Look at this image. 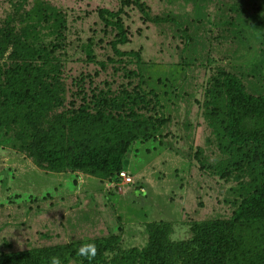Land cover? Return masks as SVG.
I'll return each mask as SVG.
<instances>
[{
  "label": "rangeland",
  "instance_id": "obj_1",
  "mask_svg": "<svg viewBox=\"0 0 264 264\" xmlns=\"http://www.w3.org/2000/svg\"><path fill=\"white\" fill-rule=\"evenodd\" d=\"M129 1L0 0V85L23 73L41 101L25 109L27 121L0 128V254L73 243L62 264H109L145 247L153 221L169 222V239L183 242L193 222L231 218L239 185L213 169L224 157L204 114L205 90L222 70L248 93H264V0H140L145 16ZM120 6L129 40L117 47L137 51L139 62L112 51L116 30L98 16ZM149 90L160 106L132 102ZM101 98L114 99L118 107L106 111L120 117L135 110L167 119L127 149L122 170L132 182L38 163L31 135L84 104L104 108ZM114 236L91 259L77 254L89 240Z\"/></svg>",
  "mask_w": 264,
  "mask_h": 264
},
{
  "label": "trees",
  "instance_id": "obj_2",
  "mask_svg": "<svg viewBox=\"0 0 264 264\" xmlns=\"http://www.w3.org/2000/svg\"><path fill=\"white\" fill-rule=\"evenodd\" d=\"M121 1L123 5L131 2ZM139 1L132 2L145 16ZM122 13L121 6L116 11L98 10L102 22L116 30L110 43L112 51L120 56H132L139 62L137 51H121L117 47L129 40L120 17ZM151 20L176 22L166 18ZM134 74L141 77L140 73ZM141 93V97L132 98L133 103L154 100V105L160 106L155 92ZM205 95L208 99L204 114L210 121L217 149L224 157L213 169L221 178L233 176L239 185L231 218L193 222V237L183 242L169 239V222L153 221L149 223L151 229L145 247L121 251L109 264H264V93H248L237 75L220 70L208 83ZM146 96L150 98L145 99ZM0 99L3 102L0 128L27 121L25 109L31 103L41 104L27 75L14 71L0 85ZM101 99L105 110L84 104L46 131L32 134L28 148L37 162L54 172L79 171L101 178L115 175L119 180L118 173L125 168V153L130 144L136 139L153 137L167 119L158 113L142 116L135 110H131L130 118L120 117L106 111L110 104L112 109L118 107L114 99ZM115 239L117 236L97 238L86 244L94 243L96 250L103 251L113 246ZM71 245L75 246L66 243L1 253L0 264H50L52 256L74 254L69 249Z\"/></svg>",
  "mask_w": 264,
  "mask_h": 264
},
{
  "label": "clouds",
  "instance_id": "obj_3",
  "mask_svg": "<svg viewBox=\"0 0 264 264\" xmlns=\"http://www.w3.org/2000/svg\"><path fill=\"white\" fill-rule=\"evenodd\" d=\"M77 254L86 259H91L96 255V246L94 243L82 244L77 249ZM49 259L50 264H62L61 259L58 256H52Z\"/></svg>",
  "mask_w": 264,
  "mask_h": 264
},
{
  "label": "built area",
  "instance_id": "obj_4",
  "mask_svg": "<svg viewBox=\"0 0 264 264\" xmlns=\"http://www.w3.org/2000/svg\"><path fill=\"white\" fill-rule=\"evenodd\" d=\"M118 178L123 183H131L132 182L131 176L126 171H124V170L119 171Z\"/></svg>",
  "mask_w": 264,
  "mask_h": 264
},
{
  "label": "crops",
  "instance_id": "obj_5",
  "mask_svg": "<svg viewBox=\"0 0 264 264\" xmlns=\"http://www.w3.org/2000/svg\"><path fill=\"white\" fill-rule=\"evenodd\" d=\"M127 170H128V168H127Z\"/></svg>",
  "mask_w": 264,
  "mask_h": 264
}]
</instances>
